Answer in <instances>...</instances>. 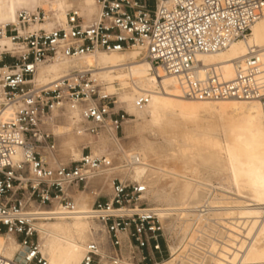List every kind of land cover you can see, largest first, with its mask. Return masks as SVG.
<instances>
[{
  "label": "built area",
  "instance_id": "obj_1",
  "mask_svg": "<svg viewBox=\"0 0 264 264\" xmlns=\"http://www.w3.org/2000/svg\"><path fill=\"white\" fill-rule=\"evenodd\" d=\"M94 1L92 18L71 6L63 25H47L42 9L0 24V236L18 244L15 256H0V264H47L35 223L76 215L77 194L105 175L109 193L93 190L87 211L100 230H92L81 264H160L171 257L172 241L159 210L147 203V187L126 174L138 158L121 162L108 148L98 151L106 137L119 143L131 116L117 109L115 94H107L90 69L39 85L41 68L138 50L157 75L176 81L185 100L264 103V48L248 45L264 0ZM238 42L247 45L246 54L231 62L233 77L225 80L221 63L204 59ZM147 104V95L135 100L139 109ZM62 118L82 140L76 159L60 155L53 130Z\"/></svg>",
  "mask_w": 264,
  "mask_h": 264
},
{
  "label": "bare ground",
  "instance_id": "obj_2",
  "mask_svg": "<svg viewBox=\"0 0 264 264\" xmlns=\"http://www.w3.org/2000/svg\"><path fill=\"white\" fill-rule=\"evenodd\" d=\"M46 5L48 9L55 6L52 8L55 16L47 14L50 19L47 25L52 22L63 25L65 11L69 8L66 0H0V13L5 19L0 24L15 23L18 12H34L41 9L36 6ZM84 6L91 12L95 1L84 0ZM13 9L19 10L11 21ZM83 14L92 18L96 7L91 16ZM248 45L264 48V10L251 29ZM246 50L247 45L238 42L204 60L208 64L221 63L223 78L230 80L233 77L231 62L245 56ZM140 58L138 50L130 51L129 55L97 53L81 58L78 68L69 70L67 65L73 63L55 62L39 70L36 83L48 85L73 69L86 68L93 74H103L97 78L111 85L118 83L120 90L130 81L134 94L148 96L146 108L152 124H166L171 135L163 144L142 142L128 155L125 152L121 159L128 162L132 156L138 158L139 164L126 174L147 187L149 203L159 210L163 227L172 241L170 259L160 264H264V103L185 100L172 77L161 72L157 75ZM128 60L131 61L128 66H118ZM126 67L127 74L117 72ZM129 100L135 102V96ZM200 113L228 120L222 139L208 133L205 127L195 125L173 132L176 122H195ZM110 142L113 143L111 139ZM80 152H73V157L78 158ZM97 153L93 150V154ZM148 157L158 162L176 160L180 171L164 170L162 176L148 165ZM213 175L221 177L220 184L218 179L212 180ZM164 176L169 177L170 182L161 186ZM153 188L156 190L151 193ZM75 203L78 212L73 217L35 223L39 250L47 264H81L87 233H92L90 224L98 231L97 223L87 216L91 206L87 199L80 196ZM15 243L0 236V256L12 259L18 250Z\"/></svg>",
  "mask_w": 264,
  "mask_h": 264
},
{
  "label": "rangeland",
  "instance_id": "obj_3",
  "mask_svg": "<svg viewBox=\"0 0 264 264\" xmlns=\"http://www.w3.org/2000/svg\"><path fill=\"white\" fill-rule=\"evenodd\" d=\"M66 2L68 3L69 8L71 6H77L86 15L88 14L89 16H91L95 12V6L91 7L92 10L90 12L89 8L84 6V0H66ZM51 6H52V8L55 7L54 5H51ZM36 7L43 9V11H45V13L48 14L50 17H52V15L55 16L54 9H52L50 7H49L50 9H48L47 5L46 6H36ZM36 7H33V8H36ZM17 10H19V9H13L12 10V12H14V13L11 15V21H12L14 14ZM0 21H5L4 16L1 13H0ZM8 22H10V21H8ZM129 53H130V51L125 52V53H120V54L129 55ZM140 60H142V59L140 58ZM79 61H77L73 64H69V66L67 65L68 70L71 68H78ZM130 63H131V61L128 60V61L119 63L118 66H122V65L128 66ZM127 71L128 70L126 67V69L120 68L117 72H123L124 74H127ZM95 75H96V77H98V76L103 75V74H95ZM98 79L103 84L104 89H105L107 94H115V99L117 101V104H116L117 109H122L129 116H131L130 121L123 125V130L119 135V143L114 144V143L110 142V139H108L106 137V138L101 140L102 143L101 142L99 143L100 150H98V151L101 152V150L108 148L110 151L114 152L116 157H119V160L121 162H123V161L126 162L124 160V158H123V160L121 159L124 156V153L126 152L128 155V153L131 152L130 151L131 149H135L137 147H140V144L142 142H148V143H153V144H163L168 139L167 136L170 137L171 131L168 129L169 127L166 124H161V125L152 124V118H151V114H150L149 110L146 107L144 109H139L135 106L134 101L129 100L131 96H135V99H136L139 95L134 94L132 91L122 90L120 92H116L117 91L116 89H118V88L120 89V86L118 85V83L111 85L104 79H101V78H98ZM127 83L129 85H127L125 88L132 86L130 81H127ZM111 87H114V88H111ZM62 119L64 121L62 123H59L58 126L54 128L53 132L55 135H57L59 137L60 155L63 158H67V157H69V153L72 155L73 152H78L80 150L79 146L82 143V140L73 136V134L71 133V128L68 125L66 118H62ZM227 122H228V120L226 118H218L217 115L200 113L195 122H192V121H178V122H176L175 126H173V132L178 131L180 129V127L195 125L197 128L198 127H205L207 129L208 133L217 134L218 137L220 139H222L224 136L225 124H227ZM102 144H104V145H102ZM154 160H156V161H154ZM147 161H148V165L152 167L151 169L154 170L155 172L161 174V175L165 174V172H163L164 170L165 171H171V170L180 171V163L177 162L176 160H173V159H169V160H166L164 162L163 161L158 162L157 159H153V158L148 157ZM133 169L134 168H130V171H133ZM212 177H213L212 180L215 181L218 179L217 183H219V184L221 183V177L219 175H216V177L213 175ZM129 178L132 181H136V180H133L131 177H129ZM169 182H170V178L164 176L160 182V185L163 186L165 184H168ZM221 185H224V182ZM93 190L101 192L102 196H106L109 193V175H105V176L99 178L96 181L95 185L89 187L88 190L84 194H77V197L75 199H77L81 196V197L87 199V201L91 204V202L94 199L93 194H92ZM155 190H156V188H153L150 191L152 193ZM146 198H147L148 205L151 207V204L149 203V197L146 196ZM92 228L96 229L94 224L91 223L90 224V232H92V230H93ZM98 231H99V228H98ZM89 239H90V233L88 232L87 236H86L85 243ZM38 241H39V234H38ZM16 245H18V244L15 243L14 247H16ZM168 247H169V244H168Z\"/></svg>",
  "mask_w": 264,
  "mask_h": 264
}]
</instances>
